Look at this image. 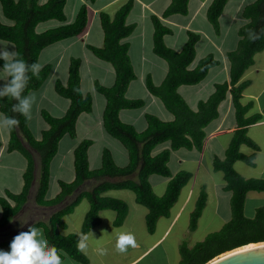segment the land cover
I'll list each match as a JSON object with an SVG mask.
<instances>
[{
  "label": "trees",
  "instance_id": "obj_1",
  "mask_svg": "<svg viewBox=\"0 0 264 264\" xmlns=\"http://www.w3.org/2000/svg\"><path fill=\"white\" fill-rule=\"evenodd\" d=\"M93 2L94 0H86ZM227 0H211L206 9V17L218 32V17ZM66 0H0L2 14L11 24L0 20V39L10 41L15 46V59H22L27 65L36 63L41 49L55 41L81 36L87 29L90 9L86 2L81 3L73 20L65 22L64 5ZM188 0H170L161 15L187 12ZM133 0H125L111 16L106 11L98 12L100 25L103 31L101 46L87 45V48L100 59L111 63L114 69V80L111 85L103 86L95 83V88L105 98L102 111V126L104 130L121 142L128 153V162L124 166H117L108 149L101 152L100 166L90 169L87 159V148L90 139L81 140L73 149L74 178L69 181H60L59 192L51 199H45L49 181V163L56 152L57 142L64 134H75V122L81 112H89L92 100L89 95H83L80 90L78 57H71L68 63V75L65 83L56 80L54 88L57 93L69 99L68 107L62 116H52L41 111L48 128L42 130L41 137L36 139L31 134L27 117L12 110L13 105L19 103L10 96L0 97V111L4 118H16L18 126L8 128L9 137L7 150H19L27 159L26 168L22 174L23 185L18 193L5 192L0 196V230L20 210L26 201L27 194L33 180V158L31 150L39 154V177L34 200L41 205H55L62 203L65 198L73 194L72 199L53 211L47 222H35L30 226H42L45 238L50 246H55L62 257L65 252L71 258L87 263L86 256L77 250L80 233H86L99 222L98 212L102 209H111L115 212L113 225H120L127 212V203L116 197L103 195L109 189H129L134 193L137 203L147 208L145 226L148 232L154 230L155 222L160 216H168L169 209L176 201L179 191L190 179L191 174L178 171L170 177L164 193L156 195L149 184L148 176L156 173L169 176L167 161L169 149H164L151 155V149L159 142L170 141V148L180 146H194L201 148L205 137L204 127L217 116V105L229 92L234 108L237 123L231 134L228 146L222 159L214 157L212 166L223 174L225 190L231 192L229 198L230 217L217 230L207 233L201 240L187 246L184 242L179 245V264H204L217 254L231 248L264 240V206L255 209L252 216L244 214V200L247 191H264V177H243L233 167L235 160H243L252 164V155L239 151L241 144L256 148V144L246 134V128L262 119L260 112L246 115L251 102L242 104L241 92L246 86L245 81H238L245 69L253 63V55L264 48V0H254L243 6L241 15L247 22L238 28V40L234 49L227 51L229 61V81L216 83L213 92L205 99L200 100L197 109L192 110L186 104L177 87L181 84H194L199 82L207 73L209 67L218 63L212 54L200 58L194 67L189 65L195 57V43L199 33L188 31L185 42L179 50H174L164 43L163 35L170 33L171 29L161 19L151 14L153 24L152 50L167 62L166 74L159 85H154L149 77L146 78L147 89L161 99L166 109L174 118L163 121L152 114H145L146 128L137 132L130 124L119 119L121 108L139 107L143 104L141 99L125 97V90L131 79L134 78L133 68L127 54L128 44L121 41L133 30L134 25L126 23V16L131 9ZM57 19L61 23L37 32L35 26L39 22ZM254 32L259 38L250 39L249 33ZM5 61L0 59V66L4 68ZM52 69L50 63L39 70L38 75L28 71V83L22 92L26 96L31 89L38 88L47 78ZM11 77L8 75V82ZM264 112V108H263ZM136 173V179L131 176ZM117 177L114 181L109 178ZM121 177V178H120ZM97 180L89 189L78 190L87 179ZM86 198L89 208L86 211L79 233L61 234L58 228L64 225L62 217L71 212L73 207ZM9 199L14 202L11 204ZM205 203V193L201 190L193 210L190 213L189 228L196 226V221ZM28 226L24 231H27ZM23 231V232H24ZM10 239L0 238V247L8 245Z\"/></svg>",
  "mask_w": 264,
  "mask_h": 264
},
{
  "label": "crops",
  "instance_id": "obj_2",
  "mask_svg": "<svg viewBox=\"0 0 264 264\" xmlns=\"http://www.w3.org/2000/svg\"><path fill=\"white\" fill-rule=\"evenodd\" d=\"M38 1L39 3H42L45 0ZM117 1L119 0H94L93 2H87L86 0H66L64 5V13L66 18L65 22L73 20L76 10L81 3H87L90 9V16L86 31L78 37H68L55 41L43 47L38 54L36 63L40 64L41 67L50 63L52 65V69L50 74L38 88L31 89L26 94V96L31 93H35L36 95V102L32 106L30 115L27 117V125L34 138L39 139L41 137L42 130L48 128V124L43 119L41 111H45L52 116H62L68 107L69 99L55 91L54 83L56 80H59L62 83L66 82L68 75V63L71 57H78L80 59V90L83 95H89L92 100L91 110L89 112H81L77 117L75 122V134L73 136L64 134L57 142L56 152L49 163V181L45 199H51L59 192L60 181L69 182L74 178L73 149L83 139L91 140V143L87 148V159L90 169L100 166L101 152L104 148L109 150L111 157L117 166H124L128 162V153L125 147L119 140L109 135L102 126V111L105 105V98L95 88L96 82L103 86H109L112 84L114 80L113 66L110 62L95 56L92 51L87 48V45H102L103 31L100 25L98 12ZM252 1L254 0H227L218 17V22L221 20V18H226L225 24L223 26L224 28L222 27L223 29L221 28V31L218 32H205L201 24L205 19H207L206 9L211 0H188L187 12L185 14L174 13L166 17H162L161 13L170 0H133L132 7L129 10L125 20L126 23L133 24L134 27L129 35L125 36L121 40L128 44L127 54L134 72V78L129 81L125 90V97L129 99H141L143 104L139 107L121 108L118 112L119 119L124 123L132 125L137 132H141L146 128L147 125L145 119V114L147 113L152 114L163 121H170L174 118V115L165 108L161 99L152 94L146 87L147 77L150 78L154 85H159L167 71V62L162 57L155 54L152 50L153 24L150 19L151 14L157 15L161 21L171 29L170 33L163 35V40L167 46L174 50H179L182 47L189 30L199 33V38L195 43V52L199 40L204 38L200 44V48L198 49L197 53H195V57L189 65V68L194 67L197 63V60L203 56L212 54L211 51L214 50L215 52L213 56L215 55V59L218 60V63L209 67L206 75L199 82L194 84H181L177 87V92L179 94L181 90L186 93L185 98L180 94L185 102L187 101V98H189L191 101H194V106L188 105L187 102L186 104L192 110H196L198 102L200 100H205L213 92L216 83L229 81V61L226 56V52L235 48L239 38L237 33L238 28L247 22V19L241 15V10L244 5ZM66 9L68 12H66ZM3 17L4 15L2 14L0 4V20L7 24L12 23L11 20H8L5 17L3 19ZM46 21L39 22L35 26L37 30L39 28L40 31H43L49 27L57 26L61 23V21L53 18ZM40 23L43 25L40 26ZM229 30L233 32V39L231 40L226 38V34L229 33ZM4 50L9 51L10 53L15 52V46L10 41L0 39V52H3ZM258 52L253 55V63L245 69L238 80L239 82L245 81L247 83L241 92L240 101L242 104L251 102L250 108L254 103L256 104L260 94H262L264 91V83L258 91H253L250 88L253 82L257 80V77H253V75H255L254 73H261L264 70V68H261L256 64L255 58ZM7 83L8 74L4 71V68L0 66V91L3 90ZM186 86L188 89H185ZM256 106L258 108V111L256 112L262 113L263 117L261 120L247 126V134L249 129L251 130L252 128L264 125V104L261 106H258L257 104ZM249 109L247 110L246 115L252 114H249ZM3 119L4 116L0 111V121ZM236 126L237 123L234 116V108L231 102V96L230 93L227 92L225 98L217 105V116L207 123V125L203 128L205 131V137L202 141L200 149H197L194 146H191L190 148L180 146L176 149H172L170 148L169 140L157 143L151 149V155H155L164 149H169L167 166L169 168L170 175L162 176L156 173L149 174L148 181L151 189L154 192L152 185L153 181L154 184L157 185L158 190V192L154 193L158 196L162 195L166 189V184L170 177L176 172L183 170L191 174L189 181L181 187V189L183 187L187 188L183 199L174 212L169 210L168 216H164L167 218V223L165 224L161 233H159L146 244L138 241L137 245L139 246L134 247L136 252H134L135 254L132 257L123 261L102 257L96 258L95 254L101 250L103 244H106L109 241L108 239H106L104 242L101 240L98 244L96 240L92 242L90 239L88 241V248L86 251L82 252L87 258L86 264H139L148 254H151V252L157 246H159L165 234L175 224L177 217H179V215L185 210V207L191 201L199 178V169L202 165L205 155H207L208 159H210L209 165L211 168L214 171H219L215 170L211 165L212 160L214 157H218L220 159L224 157L225 149L229 144L231 134ZM8 137V128L3 124H0V196H5V192L7 191L11 193H18L21 190L23 185L22 174L27 164L26 157L19 150L14 149L10 151L6 149ZM251 140L256 144V148H252L246 144H241L239 146V151L246 155H252V164L248 165L255 167V159L259 156V154H264V150L261 148L256 138H254V140L251 138ZM31 155L33 158V180L31 182L26 201L20 210L7 223V225L0 230L1 239H10V243L8 245L1 246L0 251L10 252V244L16 235L23 232L28 226L35 222H47L50 214L53 211L60 208L63 204L69 202L73 197V194L69 195L62 203L55 205L37 204L34 200V196L37 187V180L39 177L40 158L39 154L35 150H31ZM236 161L237 160L233 162L234 168ZM171 165L173 167H171ZM263 168L264 161L261 165L259 173L263 171ZM129 177L136 179V173H133ZM248 177L249 176H246V178ZM258 177H264V174H259ZM116 179L119 178H109V180L112 181ZM200 180L199 190L201 191L204 190L205 187L202 182L203 180L207 179L201 178ZM96 182V179L89 178L79 186L78 190L89 189ZM216 185L218 186L219 192L224 190L221 193L223 196L225 195V200L230 198L231 192L223 188L224 181L221 184ZM254 191L249 190L247 191L246 195L249 192ZM105 192L103 193L107 195L108 192ZM131 195L132 199H134V193H131ZM206 197L207 194H205V198ZM122 200L127 203V212L120 225H128V229H132V227L134 229L133 224L135 217H138L139 221L140 219L141 221H145L147 208L142 204L137 203L135 199V204L133 205L134 207H131L125 198H122ZM9 202L14 204V202L10 199ZM78 203H80V201ZM88 208L89 202L87 200V206L85 205V213ZM104 210L106 209H102L98 212L99 222L85 234L96 232L103 237L104 221H107L113 225L115 212L112 210L113 212L111 211L109 216L105 217L104 220L103 217H100ZM192 210H190L189 216ZM215 211L217 212L216 209ZM201 212L200 215L202 214ZM68 213L63 215L62 220L64 225L59 227L58 231L63 235L69 233H79L83 217H77V223L70 228L67 223L68 217H66ZM128 216L131 218L128 219ZM76 227H79V229H76ZM37 228L43 229L42 226H37ZM38 239H40V237H38ZM65 254V252H62L61 259L63 260V264H84ZM162 254L165 255V252H162ZM157 259V257L151 255L145 264H157ZM179 260L177 264H179ZM164 261L167 264L168 260L164 259Z\"/></svg>",
  "mask_w": 264,
  "mask_h": 264
},
{
  "label": "rangeland",
  "instance_id": "obj_3",
  "mask_svg": "<svg viewBox=\"0 0 264 264\" xmlns=\"http://www.w3.org/2000/svg\"><path fill=\"white\" fill-rule=\"evenodd\" d=\"M124 1L125 0H119L113 3L112 5L105 7L103 10L112 16L115 10L118 8L119 4L121 5ZM66 12H68L67 9H66ZM225 21H226L225 17L219 20L218 31H221L220 29L224 26ZM42 25L43 24H41L40 26ZM201 26L204 28L205 32H209V31L215 32V30L212 28L213 26L207 19H205L202 22ZM35 30L37 32L40 31L39 28L37 30L36 27H35ZM226 38H228L229 40L233 39V32L231 30H229V33L226 34ZM203 39L204 38H201L199 40L196 46L195 53H197L198 49L200 48V44L202 43ZM211 52H212V55L215 53L214 50ZM213 57L215 58V55ZM255 59H256V64L259 65L261 68H264V48L256 54ZM254 74L255 75H253V77H257V80L253 82L250 88L253 91H258L264 83V70L261 73H254ZM185 89H188L187 86ZM180 94L185 98L186 93L183 90H181ZM186 102L188 103V105L194 106L193 105L194 101H191L189 98H187ZM257 104L258 106H261L262 104H264V91L262 94H260L259 98L257 99L256 104L254 103L253 106L249 109L248 111L249 114L258 111V108L256 106ZM247 135L253 140L254 138H256L259 145L264 150V125L260 127L252 128L251 130L249 129V132ZM263 161H264V154H259V156L255 159V164H256L255 167H252L251 165L246 164V162H244L243 160H237L235 164V168L238 171V173H240L245 178L246 176L258 177L259 174H264V168H263V171L259 173V170L261 168ZM209 164H210V159H208L207 155H205L202 161V165L199 169V174H198L199 178L195 186L191 201L188 203V205L185 207V210L179 215V217H177L175 224L165 234L159 246H157L151 252V254H148L139 264H145L147 259L151 255H154L155 257L158 258L157 264H166L164 259L168 260L167 264H177L179 257H180L179 250H178L180 243L184 242L187 246L193 245L196 241L201 240L207 233L217 230L229 218L230 216L229 198L225 200L226 199L225 195L223 196L221 193L224 190L219 192L218 186L216 185V184H221L224 181L222 178V172L214 171ZM171 167L173 166L171 165ZM201 178L207 179V180H203L202 182L205 185L204 193L207 194V197L205 198L206 201H205V206H203V209L201 212L202 214L197 218L195 228L190 229L189 228V218H190L189 212L190 210L194 208L195 201L200 193L199 183L201 181L200 180ZM152 185H153L154 192H158L157 185H155L153 181H152ZM186 189H187L186 187H183L182 189H180V192H179L180 194L177 197V201L174 202L173 205L169 209L171 212H174L177 209L179 203L181 202V200L183 199L186 193ZM107 192H105L107 193V195L115 196L116 198H121V199L125 198L130 204V206L134 207L133 205L135 204V201L134 199H132L131 193L133 192L131 190L114 189V190H108ZM103 195H106V194L103 193ZM85 205L87 206V200L86 198H83L82 200H80V203L76 204L73 207V210L67 214L66 216L68 217L67 223L70 228L77 223V217H84ZM259 206H264V191L255 190L254 192H249L246 195L245 202H244V214L246 216H252L255 212V209ZM215 209L217 210L218 213L215 211ZM111 211L112 210L110 209L104 210L102 214L100 215V217H103L105 220V217L109 216V213H111ZM130 218L131 217L128 216V219ZM166 223H167V218L164 216L163 217L160 216L157 218L155 222L154 231L148 232L145 226V221L144 220L141 221V219L139 221L138 217H135V221L133 224L134 229L133 227L132 229H128V225H124V226L114 225L113 226L111 223L104 221L103 237L99 233L93 232L94 236H91L90 239L92 240V242L96 240L98 244L100 243L101 240L102 242H104L106 239H108L109 242L106 244H103L101 250L95 254V257L96 258L98 257L109 258L112 260H121V261L127 260L128 258L132 257L135 254L134 252H136V249H134V247L129 246L125 252L123 253L119 252L116 249V235H115L116 230L123 229L127 232L132 233L136 239L135 247H137L139 246L137 245L138 241L142 242L143 244H146L151 239L156 237L159 233H161ZM76 229H79V227H76ZM162 252H165V255H163Z\"/></svg>",
  "mask_w": 264,
  "mask_h": 264
},
{
  "label": "clouds",
  "instance_id": "obj_4",
  "mask_svg": "<svg viewBox=\"0 0 264 264\" xmlns=\"http://www.w3.org/2000/svg\"><path fill=\"white\" fill-rule=\"evenodd\" d=\"M250 39H258L254 33H249ZM16 53L4 50L0 52V59L5 61L4 71L11 77V80L0 91V97L10 96L19 103L13 105L12 110L19 112L25 117L30 115L33 104L36 102L35 93L22 96L29 77L28 71L33 75H38L41 65L34 63L27 65L22 59H15ZM0 124L8 128L18 126L19 121L16 118L5 117ZM116 249L123 253L129 246H136L135 236L123 229L116 230ZM93 233H80L77 242V250L84 252L88 248V241ZM40 237V239H38ZM11 251H0V264H63L61 255L55 246H50L47 238L44 236L43 229L30 226L27 231L16 235L10 244ZM66 255V254H65Z\"/></svg>",
  "mask_w": 264,
  "mask_h": 264
},
{
  "label": "water",
  "instance_id": "obj_5",
  "mask_svg": "<svg viewBox=\"0 0 264 264\" xmlns=\"http://www.w3.org/2000/svg\"><path fill=\"white\" fill-rule=\"evenodd\" d=\"M204 264H264V240L223 251Z\"/></svg>",
  "mask_w": 264,
  "mask_h": 264
}]
</instances>
